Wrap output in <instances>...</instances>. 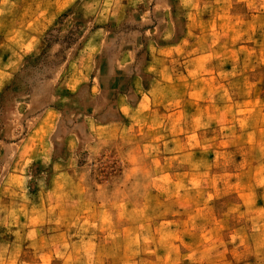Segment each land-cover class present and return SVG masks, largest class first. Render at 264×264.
<instances>
[{
	"label": "crops",
	"instance_id": "1",
	"mask_svg": "<svg viewBox=\"0 0 264 264\" xmlns=\"http://www.w3.org/2000/svg\"><path fill=\"white\" fill-rule=\"evenodd\" d=\"M55 2L56 9L49 14V21H55L73 1ZM235 3L243 5L247 12L235 11ZM191 5L196 10L190 13L188 30L178 38L161 42L150 37L142 58L134 45L115 48L109 57L108 78L117 113L104 119L95 111L78 114L89 119L85 131L75 129L67 133L61 156L54 154L56 147L51 149L48 188L35 194L22 209L24 212L16 211L19 218L9 226L15 237L0 238V246L5 247L0 250V264H264V171L259 170L258 160L247 162L243 153L237 161V171L226 173L206 172L197 167L195 159V149L202 143V126L226 123L230 101L247 104L259 99L245 96L236 100L222 95L219 89L222 91L229 83L226 81L246 68L255 69L258 63L264 66V0H191ZM202 20L204 24L199 28L198 22L201 24ZM92 33L69 58V70L57 88V98L79 92L87 82L93 103L106 92L102 86V56L107 40L106 36L95 38L96 29ZM30 35L24 49H20L25 54L36 52L38 37ZM177 52H188L183 57H188L189 63L177 67ZM16 62L0 60V90L18 68L20 61L17 66ZM181 83L188 90L177 93ZM214 87L217 91L210 95ZM167 103L175 104L165 111ZM46 110L48 115L61 111L57 105ZM200 122L203 123L199 125ZM167 124L171 125L169 133L175 135L173 140L177 143L173 149L180 153L177 157L186 158L178 161L177 172H164L155 178L171 177L177 192L167 195L160 190L146 191L141 194L139 206H134L125 195L117 207L112 200L116 192L111 179L102 180L104 183L98 189H87L91 176L89 179L81 172L86 163L77 157L80 149H101L118 139L140 138L136 149L147 150L149 144L144 142L151 134L158 137ZM247 131L244 128L243 133ZM28 143L18 145L19 151L40 148ZM122 146L129 149V145ZM254 146L264 148L258 142ZM18 161L28 162L26 158ZM11 176L32 178L28 174ZM122 177L128 178L125 171ZM203 181L211 188L196 190L195 182ZM223 183L231 185L232 191L223 190ZM70 185L76 189L72 191ZM234 193L247 228L240 223L230 225L226 218L233 211L227 206L219 207V201H228ZM67 197L89 204L67 205ZM172 198L177 201V209L168 206ZM133 209H138L136 212L143 218L120 223L116 220L118 213L128 214ZM154 218L157 220L153 221ZM118 229L124 238L103 237L107 230ZM132 233L139 237L132 239Z\"/></svg>",
	"mask_w": 264,
	"mask_h": 264
},
{
	"label": "rangeland",
	"instance_id": "2",
	"mask_svg": "<svg viewBox=\"0 0 264 264\" xmlns=\"http://www.w3.org/2000/svg\"><path fill=\"white\" fill-rule=\"evenodd\" d=\"M55 1L0 0V60H16V66L20 61L11 79L0 90V238L3 239L15 237L9 226L15 218H19L17 212L20 213L35 194L48 188L47 163L52 155L51 149L56 147L54 154L61 156L67 133L75 129L85 131L84 125L89 119L78 114L95 111L101 113L104 119L105 116L117 113L113 106V88L108 78L109 57L113 56L115 48L134 45L140 49L142 58L145 42L150 37L161 42L178 38L188 30L190 13L196 10L191 8V0H72L65 12L55 21H49V14L56 9ZM235 11L247 12V8L235 3ZM202 22H198L199 28L204 24ZM95 29L98 31L95 38L106 36L107 40V48L102 56L105 57L102 60L105 66L102 69V86L106 92L93 103L87 82L79 88V92L65 93L63 98H57V88L69 70V58L86 37L94 35L92 32ZM30 34L38 37L34 45L36 52L25 54L20 49H24ZM187 53L177 52V67L189 63L188 57H183ZM122 79L125 85L126 80ZM226 82L229 83H226L222 91L218 88L222 95H230L236 100L237 97L245 96L259 99L247 104L230 101L225 112V125L211 122L209 126L206 124L200 128L203 133L200 134L202 143L195 149L197 167L206 172L226 170V173H235L237 161L244 153L247 162L253 163L257 159L259 170L263 172L264 148L256 149L254 143L264 146V66L258 63L255 69L248 67L239 76L231 77ZM208 89L205 93H208ZM213 89L215 91H210V95L217 91L215 87ZM187 90L188 86L181 83L177 93ZM173 104L167 103L164 110L168 111ZM56 105L61 111L56 115H48L46 109L50 110ZM167 122L168 119L164 125ZM164 127L158 137L153 138L151 134L144 142L149 144L147 150L136 149L141 142L140 138L118 139L101 149H80L77 157L80 162L86 163L81 172L89 179L91 176L87 189H96L104 183L102 180L111 179L112 189L116 192L112 200L117 207L121 206L125 195L134 206H139L141 194L146 191L160 190L167 195L177 192V184L171 177L155 178L164 172L170 175L177 172L178 161L186 158L184 155L177 157L180 153L173 149L177 142L173 140L175 135L169 133L171 125ZM244 128L249 132L243 133ZM23 142L35 143L40 148L21 152L18 145ZM242 143L246 145H239ZM122 145H129V149ZM20 158H26L28 162L20 164ZM124 171L128 175L126 180L122 177ZM12 174H28L32 178L21 179ZM198 183L195 182L198 191L210 187L207 181ZM69 188L72 191L76 189L71 185ZM225 189L232 191L231 185L225 186ZM173 198L168 201V206L177 209V201ZM89 199L93 198L87 197ZM64 201L67 205L80 207L89 204L83 200L79 202L75 197H67ZM226 206L234 213L227 216L226 221L230 225L240 223L247 228V221L239 213L236 193L226 202L219 201L220 208ZM136 211L139 210L133 209L128 214L118 213L116 220L120 223L142 219L143 215ZM21 217L25 220V214ZM111 235L124 238L121 229L107 230L103 237ZM130 237L136 239L139 236L132 233ZM4 248L0 246V250Z\"/></svg>",
	"mask_w": 264,
	"mask_h": 264
}]
</instances>
